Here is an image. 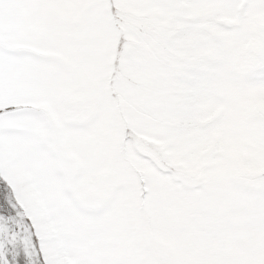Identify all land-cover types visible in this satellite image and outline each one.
<instances>
[{"label":"snow or ice","instance_id":"snow-or-ice-1","mask_svg":"<svg viewBox=\"0 0 264 264\" xmlns=\"http://www.w3.org/2000/svg\"><path fill=\"white\" fill-rule=\"evenodd\" d=\"M0 264H264V0H0Z\"/></svg>","mask_w":264,"mask_h":264}]
</instances>
